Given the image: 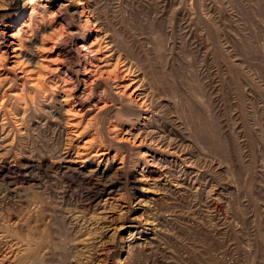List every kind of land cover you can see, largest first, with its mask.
Returning a JSON list of instances; mask_svg holds the SVG:
<instances>
[{
    "label": "rangeland",
    "instance_id": "rangeland-1",
    "mask_svg": "<svg viewBox=\"0 0 264 264\" xmlns=\"http://www.w3.org/2000/svg\"><path fill=\"white\" fill-rule=\"evenodd\" d=\"M18 26L47 59L39 87L0 67V264H264V0H0ZM96 32L149 111L102 79L83 97Z\"/></svg>",
    "mask_w": 264,
    "mask_h": 264
},
{
    "label": "bare ground",
    "instance_id": "bare-ground-1",
    "mask_svg": "<svg viewBox=\"0 0 264 264\" xmlns=\"http://www.w3.org/2000/svg\"><path fill=\"white\" fill-rule=\"evenodd\" d=\"M81 8L82 9L79 10L78 14L82 22V26L85 28H91L93 25L91 18L88 14H85L87 10L85 11L83 9V6ZM24 25L26 24L24 23ZM23 28L24 26H18L10 33L5 34L3 32V34L0 35V67L3 66L8 68L9 70L15 72L14 74L15 76L19 74L20 77H22L30 84L37 85L39 87L43 82V80L41 79L42 69L44 68L43 63L44 60L47 59V56L43 54L42 52L43 48L38 47V49L35 50V54L37 56L33 67H31L29 64H26L25 61L24 62L22 61L23 59L20 58L21 54L19 49L21 46V33L24 31ZM59 33L60 32L58 31L56 34ZM106 42L107 41H105L104 37L102 35H98V33L96 32L95 36L91 38V40L87 43L88 52L91 54L84 55V62H83L84 75L83 78L81 79L83 83V87H82L83 97L87 98L93 90L94 82L97 79H102L107 84L108 83L111 84L112 86L111 90L115 94L122 97L128 105H132L136 108L142 109L145 112L149 111L150 110L149 107L151 106V102H152L150 98V94L148 92H145V90L143 91L140 89V85H141V82L139 80L140 77L139 78L137 77L139 74L134 75L135 70L133 68V64L126 59H121L119 57V54H115L116 51L114 52V48L111 47L112 45H110L109 42L108 43ZM59 54L60 51L57 52L58 56ZM50 68L51 70L53 69L58 70V67H50ZM0 78L2 79L1 75ZM59 79H60L59 91L62 96L61 101L65 105V109H64L65 113L78 114V111L80 109L78 105L75 103L76 84H71L70 82H67L66 81L67 79L63 77H60ZM145 117H147V115H145ZM116 138L136 146H140V145L144 146L148 142V141L146 142V140L149 139L146 135H143L141 132L134 133V132H129V130L119 132L116 135ZM158 139L157 140H154V138L153 140L149 139V143L151 144L155 142V144H157L158 147L163 146L164 143L161 141V139L159 140ZM144 152L141 154L145 155ZM96 154L99 153L97 152ZM156 162L158 163V161Z\"/></svg>",
    "mask_w": 264,
    "mask_h": 264
}]
</instances>
